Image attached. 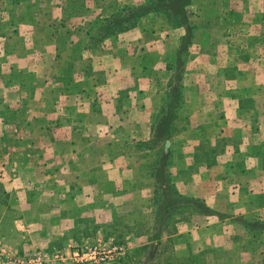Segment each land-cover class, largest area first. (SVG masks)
I'll return each mask as SVG.
<instances>
[{
  "label": "crops",
  "instance_id": "obj_1",
  "mask_svg": "<svg viewBox=\"0 0 264 264\" xmlns=\"http://www.w3.org/2000/svg\"><path fill=\"white\" fill-rule=\"evenodd\" d=\"M144 1L0 0V244L113 238L111 264H264V229L251 250L245 224L264 223V0H192L178 69L184 29L162 14L91 43L104 15ZM176 85L170 133L146 145ZM165 163L177 194L220 215L184 211L154 240Z\"/></svg>",
  "mask_w": 264,
  "mask_h": 264
},
{
  "label": "trees",
  "instance_id": "obj_2",
  "mask_svg": "<svg viewBox=\"0 0 264 264\" xmlns=\"http://www.w3.org/2000/svg\"><path fill=\"white\" fill-rule=\"evenodd\" d=\"M192 0H145L144 2L121 8L104 15L100 25L93 30L91 43H102L108 36L124 32L135 25L145 16L162 14L172 28L184 29L177 48L176 69L184 65L196 32L195 24L189 19L188 7ZM180 73L175 74V79ZM182 85H176L168 92V100L163 112L158 116L153 126V134L146 145L154 146L170 133L174 117L183 103ZM162 159V157H161ZM162 161V160H161ZM163 162V161H162ZM167 163L162 164L161 172L156 176L155 188V229L151 239H159L164 232H169L172 220L182 216L184 211L197 212L204 215H220L208 208L200 199L185 197L177 194L174 185L170 181ZM5 190L0 183V205L6 204ZM177 222V220L175 221ZM251 230L250 249L254 248L257 241L256 225L264 229V223L257 224L253 220L245 222Z\"/></svg>",
  "mask_w": 264,
  "mask_h": 264
},
{
  "label": "built area",
  "instance_id": "obj_3",
  "mask_svg": "<svg viewBox=\"0 0 264 264\" xmlns=\"http://www.w3.org/2000/svg\"><path fill=\"white\" fill-rule=\"evenodd\" d=\"M124 252L125 247L113 238H98L93 243L72 245L64 251L39 250L28 257L16 256L0 247V264H109Z\"/></svg>",
  "mask_w": 264,
  "mask_h": 264
},
{
  "label": "rangeland",
  "instance_id": "obj_4",
  "mask_svg": "<svg viewBox=\"0 0 264 264\" xmlns=\"http://www.w3.org/2000/svg\"><path fill=\"white\" fill-rule=\"evenodd\" d=\"M217 29L218 30H222L221 29V27L220 26H217ZM263 30H264V27L262 28ZM260 45V44H259ZM264 46V45H263ZM264 67V66H263ZM264 69V68H263ZM263 81L262 82H264V72H263ZM261 91H262V94L263 95H260L259 97H261V98H264V87H262L261 88ZM258 106L260 107L259 109L260 110H262V111H264V102H259L258 101ZM244 105L246 106V107H250L252 104L249 102V101H246L245 103H244ZM107 239H109V238H106L105 240H107ZM96 241V240H95ZM95 241H93V242H95ZM93 242H90V243H93ZM90 243H87V244H90ZM86 244V243H85ZM80 245H82V244H80ZM70 246H72V245H70ZM74 246H77V245H74ZM0 247L1 248H5L6 250H8V251H10L11 253H13L14 255H16V256H21V257H28V256H31L32 254H34L35 252H37V251H39V250H42V251H46V252H52V251H64V250H60V249H49V248H36L35 250H32V252H29V250L28 251H21V252H18V251H14V249H8L7 247H4L3 245L1 246V244H0ZM69 247V246H68ZM68 249V248H67ZM66 249V250H67ZM29 252V253H28ZM201 258L199 257L198 258V260H200ZM109 264H111V263H109Z\"/></svg>",
  "mask_w": 264,
  "mask_h": 264
}]
</instances>
